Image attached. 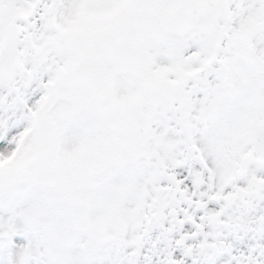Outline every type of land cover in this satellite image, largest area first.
<instances>
[{
	"label": "snow or ice",
	"instance_id": "6c2138e0",
	"mask_svg": "<svg viewBox=\"0 0 264 264\" xmlns=\"http://www.w3.org/2000/svg\"><path fill=\"white\" fill-rule=\"evenodd\" d=\"M0 264H264V0H0Z\"/></svg>",
	"mask_w": 264,
	"mask_h": 264
}]
</instances>
